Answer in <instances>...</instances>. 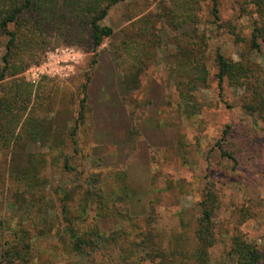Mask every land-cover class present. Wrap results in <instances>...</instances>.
Listing matches in <instances>:
<instances>
[{"label":"rangeland","instance_id":"rangeland-1","mask_svg":"<svg viewBox=\"0 0 264 264\" xmlns=\"http://www.w3.org/2000/svg\"><path fill=\"white\" fill-rule=\"evenodd\" d=\"M194 1L112 5L100 23L113 33L95 51L85 33L63 29L35 47L21 73L35 91L24 125L41 136L18 124L19 140L0 138V264H181L180 249L196 245L208 190L216 205L206 264H231L235 236L264 264V121L244 108L243 87L218 82L215 61L219 51L264 72V37L251 44L252 7L215 0L216 20L213 0ZM6 41L0 34V58ZM180 48L198 50L208 69L191 92L198 106L190 116L175 83L187 60ZM43 64L35 79L27 74ZM72 228L89 234L81 253Z\"/></svg>","mask_w":264,"mask_h":264},{"label":"trees","instance_id":"trees-1","mask_svg":"<svg viewBox=\"0 0 264 264\" xmlns=\"http://www.w3.org/2000/svg\"><path fill=\"white\" fill-rule=\"evenodd\" d=\"M122 1L125 0H0V34L7 36L5 52L0 58V126L3 128L0 138L5 144L9 141L16 142L21 138L20 130L15 131L18 124L21 125L20 129L25 135L32 138L41 136L38 129L29 131L24 125L33 120L31 104L35 91L33 85L26 81L21 73L36 58V53L33 51L35 47L46 42L48 36L56 29H63L73 30L77 35L85 33L89 45L95 51L113 33L112 27L102 25L100 22L112 5ZM213 1V14L217 20L218 9L215 0ZM237 2L242 11L252 7L257 16L251 44L258 47L257 38L264 37V0H237ZM194 3L196 2L193 0L191 5ZM192 50H187L186 53L180 48L179 53L187 60L179 61L178 68L175 69V83L185 107V114L188 116L195 114L198 106L191 92L199 85L205 84L208 76L205 62L201 55L198 56L199 51L197 50L194 56ZM215 61L218 68L216 74L218 82L221 83L227 78L231 85L243 87L247 93L244 108L250 112H257L264 121V72L258 66L251 67L242 61L228 59L219 51L215 53ZM8 78L12 81L8 86H4L3 82ZM129 81L135 84V75L132 74ZM87 86L88 79L82 85L83 96L80 100L79 119L83 118ZM229 132L230 127L227 126L224 134ZM217 147L222 156L237 160L233 153L224 148L221 141L217 142ZM29 171L31 169H28ZM215 205V196L208 190L200 201L202 216L195 230L196 245L190 251L180 249L181 264L207 263L208 249L214 244L211 217ZM69 231L76 252H83V248L91 244L90 239L87 238L88 233L79 234L73 228ZM227 255L231 264H261L256 246L237 236L233 238Z\"/></svg>","mask_w":264,"mask_h":264},{"label":"built area","instance_id":"built-area-1","mask_svg":"<svg viewBox=\"0 0 264 264\" xmlns=\"http://www.w3.org/2000/svg\"><path fill=\"white\" fill-rule=\"evenodd\" d=\"M64 61L66 62L67 60L64 59ZM48 65H40V66H36V67H31L30 69L27 70V74L31 73V78L35 79L41 72L45 70H48Z\"/></svg>","mask_w":264,"mask_h":264}]
</instances>
